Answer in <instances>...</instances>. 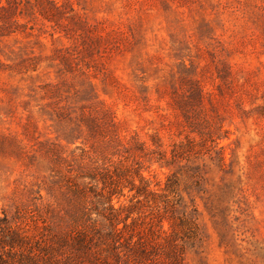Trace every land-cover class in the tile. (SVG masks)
<instances>
[{
	"label": "rangeland",
	"instance_id": "374dc122",
	"mask_svg": "<svg viewBox=\"0 0 264 264\" xmlns=\"http://www.w3.org/2000/svg\"><path fill=\"white\" fill-rule=\"evenodd\" d=\"M53 1L0 39V218L66 230L67 178L123 159L120 264H264V0Z\"/></svg>",
	"mask_w": 264,
	"mask_h": 264
},
{
	"label": "trees",
	"instance_id": "16d2710c",
	"mask_svg": "<svg viewBox=\"0 0 264 264\" xmlns=\"http://www.w3.org/2000/svg\"><path fill=\"white\" fill-rule=\"evenodd\" d=\"M20 4L19 0H0V39L24 31L27 25L19 23V16L39 13L52 19L53 9L60 10L53 0H27L24 10L19 12ZM192 96L199 101L203 99L199 88ZM87 122L97 123L92 117ZM139 149L143 151L142 146ZM90 159L87 156V161L80 163L77 170L78 180L89 183H78L77 178L67 176L66 192L71 194L67 201L75 204L72 210H67L68 229L58 230L54 223L47 224L43 216L36 218L22 209L15 218H0V264H120L122 247L130 249L136 257L146 255L142 250L141 232L137 230L138 219L123 204L117 207L115 199L120 203L128 187L136 192L133 199L149 196V183L139 169H120L123 159L116 163L105 157L99 159L101 163ZM63 168H60L61 174ZM127 173H134L141 185L137 186L134 180L124 183ZM55 216L50 218L53 222ZM27 220H33L35 230L29 228ZM39 222L44 224L42 229L37 226Z\"/></svg>",
	"mask_w": 264,
	"mask_h": 264
}]
</instances>
